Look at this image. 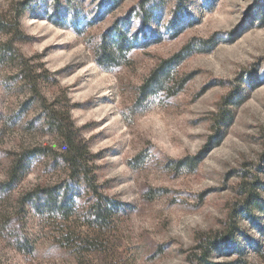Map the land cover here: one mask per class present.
I'll return each instance as SVG.
<instances>
[{"label": "rangeland", "instance_id": "rangeland-1", "mask_svg": "<svg viewBox=\"0 0 264 264\" xmlns=\"http://www.w3.org/2000/svg\"><path fill=\"white\" fill-rule=\"evenodd\" d=\"M22 2L17 30L0 32V264H264V0H0V15ZM44 104L70 118L98 190L121 203L105 252L61 245L94 233L83 190L67 218L28 199L67 179ZM206 239L217 246L201 262Z\"/></svg>", "mask_w": 264, "mask_h": 264}, {"label": "trees", "instance_id": "trees-1", "mask_svg": "<svg viewBox=\"0 0 264 264\" xmlns=\"http://www.w3.org/2000/svg\"><path fill=\"white\" fill-rule=\"evenodd\" d=\"M25 3H21V8L16 11L14 20H9L0 15V32L9 33L12 29L17 30L18 17L25 9ZM57 22V21H55ZM58 24V23H57ZM114 39L113 46L116 52H122L123 49L129 50L131 48L130 41H126L123 34H117ZM125 43L129 45L126 46ZM99 57L97 62L103 66L105 62L111 60V55L108 53V46L106 41H102L97 51ZM178 56V55H177ZM19 57L22 58L20 55ZM21 65V72L23 78L27 81L33 93H37L36 78L33 76L31 68L23 60L19 63ZM166 75V73H164ZM156 75L152 76L153 81H156ZM151 78V81H152ZM159 80L157 79V83ZM45 109L48 123L54 131L60 136L62 141V160L67 167V179L54 186L36 187L27 196L31 201L36 211L39 213H47L50 215H59L62 218H67L71 213V200L74 196H79L81 190L86 194L87 203L82 209V218L84 224L93 229L92 237L82 235L78 232L70 231L64 234L60 239L61 245L64 247H74L76 254L80 257L84 252H105L107 249V241L104 238V233L110 228V217L114 213V209L118 210L121 206L119 201H116L98 190L93 176V169L90 166L92 160L86 145L78 139L77 133L73 128V124L67 115L60 113L57 110L43 105ZM227 113L223 111L220 115V123L226 119ZM43 149L35 148L24 154L27 156H35ZM22 156L13 165V175L19 172L26 162V158ZM199 157H186L179 163H188L190 170H192ZM247 194L245 205L248 207L261 208L258 202V195L253 189L246 187L243 190ZM207 245H200L203 248V254L198 256L201 262L207 260L210 255L211 248H216V240L206 239Z\"/></svg>", "mask_w": 264, "mask_h": 264}]
</instances>
